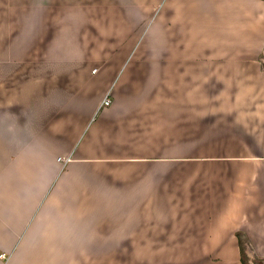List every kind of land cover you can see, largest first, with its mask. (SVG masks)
Wrapping results in <instances>:
<instances>
[{
  "label": "crops",
  "instance_id": "0c3cea01",
  "mask_svg": "<svg viewBox=\"0 0 264 264\" xmlns=\"http://www.w3.org/2000/svg\"><path fill=\"white\" fill-rule=\"evenodd\" d=\"M262 53L264 0H0V264H264Z\"/></svg>",
  "mask_w": 264,
  "mask_h": 264
},
{
  "label": "rangeland",
  "instance_id": "374dc122",
  "mask_svg": "<svg viewBox=\"0 0 264 264\" xmlns=\"http://www.w3.org/2000/svg\"><path fill=\"white\" fill-rule=\"evenodd\" d=\"M263 57H264V54L263 53L259 55V58H261L260 60H262ZM261 64H262V68L264 70V64H263V62H261ZM245 247H246V245L244 246V248ZM168 258L170 260H172V257H168ZM242 259H243V261H244L245 264H251V263H253V264H259L260 263L259 258L258 257H255V256H252V255H245L244 254V255H242Z\"/></svg>",
  "mask_w": 264,
  "mask_h": 264
},
{
  "label": "built area",
  "instance_id": "2783aa9c",
  "mask_svg": "<svg viewBox=\"0 0 264 264\" xmlns=\"http://www.w3.org/2000/svg\"><path fill=\"white\" fill-rule=\"evenodd\" d=\"M110 105L109 97H105L104 100L101 103V107H108Z\"/></svg>",
  "mask_w": 264,
  "mask_h": 264
},
{
  "label": "trees",
  "instance_id": "16d2710c",
  "mask_svg": "<svg viewBox=\"0 0 264 264\" xmlns=\"http://www.w3.org/2000/svg\"><path fill=\"white\" fill-rule=\"evenodd\" d=\"M238 238H239V240H241L240 235H238ZM240 261H241L242 264H245L244 261H243V259H242V255L240 257Z\"/></svg>",
  "mask_w": 264,
  "mask_h": 264
}]
</instances>
